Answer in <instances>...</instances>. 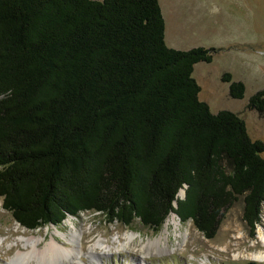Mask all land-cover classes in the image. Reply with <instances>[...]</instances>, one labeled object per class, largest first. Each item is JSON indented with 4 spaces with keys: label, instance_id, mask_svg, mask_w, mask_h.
I'll list each match as a JSON object with an SVG mask.
<instances>
[{
    "label": "trees",
    "instance_id": "1",
    "mask_svg": "<svg viewBox=\"0 0 264 264\" xmlns=\"http://www.w3.org/2000/svg\"><path fill=\"white\" fill-rule=\"evenodd\" d=\"M165 31L160 0H0V200L21 227L92 212L157 230L175 214L211 240L242 199L255 236L264 142L199 99L195 64L217 49ZM248 108L264 112V89Z\"/></svg>",
    "mask_w": 264,
    "mask_h": 264
},
{
    "label": "rangeland",
    "instance_id": "2",
    "mask_svg": "<svg viewBox=\"0 0 264 264\" xmlns=\"http://www.w3.org/2000/svg\"><path fill=\"white\" fill-rule=\"evenodd\" d=\"M160 4L166 22L165 39L168 46L182 50L198 46L217 49L211 62L195 64L193 76L201 86L199 99L206 101L214 113L220 110L237 113L245 120L251 139L264 142V112L248 108L251 96L264 89V0H160ZM226 72H230L234 80L245 83L243 98L230 96L229 83L222 80ZM182 195L179 198L184 197V192ZM243 206L241 199L224 214L218 233L211 240L200 233L192 221L183 223L175 214L180 222L179 230L170 224L168 233L166 222L157 230L145 226L139 219L127 227L117 222L111 223L104 216L92 212L81 213L78 217L69 216L59 226L27 230L1 206L0 264L8 263L19 251L26 252L27 248L22 242L25 237L35 236L40 239L39 247L44 248L52 241V236L55 237L56 230L76 236V247L79 249L82 244L85 249L83 264L94 263L88 253L92 251L91 246L97 243L111 249L94 251V264L256 262L251 256L264 252L258 240L259 230L264 231V206L255 236H252L251 229L243 220ZM68 220L71 223H67ZM132 233L139 236L129 242L127 239ZM161 237V248L152 247L150 251L148 247L143 248L148 240L156 241ZM55 238L67 246L61 237ZM9 249H12L10 253ZM257 262L264 264V261ZM18 264L25 263L21 260Z\"/></svg>",
    "mask_w": 264,
    "mask_h": 264
},
{
    "label": "bare ground",
    "instance_id": "3",
    "mask_svg": "<svg viewBox=\"0 0 264 264\" xmlns=\"http://www.w3.org/2000/svg\"><path fill=\"white\" fill-rule=\"evenodd\" d=\"M182 193L183 192L181 191L180 195H182ZM1 206L2 204L0 203V207ZM70 221L68 220L67 223H71ZM170 224H174L176 226V230H179L180 222L176 219L174 214H171L165 223L167 233H168V228ZM138 236H139L138 234L132 233L130 234V236H128V239L127 238L126 239L129 242H132ZM55 237H61V239L66 242L67 246L60 244V242ZM55 237L52 236V241L48 243L44 248L39 247L40 239L36 238L35 236H31L28 238L25 237L24 239H22V242L25 243L24 246L27 248L26 252L19 251L18 254L15 257H11L9 259V262L6 264H18V261H21V260L24 261L25 264H58V263L59 264H79V263L83 264L85 263L82 260V257L86 255L84 253L85 249L82 246V244L79 249L76 247L77 242H76V236L74 234L67 235L61 231L59 232L56 230ZM162 240H163V237H161L160 239L156 241L148 240L147 244L143 248L148 247L149 251L152 249V247L158 246L159 248H161V245L163 243ZM258 240L264 247V231L259 230ZM1 242L2 240L0 239V244ZM12 249H9V253L12 251ZM110 249L111 248L109 246L105 247L102 244L97 243L91 246L90 251L91 250L92 251L88 253V256L89 258H91V260L93 259L95 263L96 261L94 257L92 256L96 254L94 251H97V250L107 251ZM235 257L239 258V256H235ZM251 257L255 259L256 261L263 262L264 252L259 253V254L255 253V255H252ZM93 260H92V263H93Z\"/></svg>",
    "mask_w": 264,
    "mask_h": 264
},
{
    "label": "water",
    "instance_id": "4",
    "mask_svg": "<svg viewBox=\"0 0 264 264\" xmlns=\"http://www.w3.org/2000/svg\"><path fill=\"white\" fill-rule=\"evenodd\" d=\"M181 191H182V190H181ZM183 192H184V197H181V198H180L181 200L185 198V191L183 190ZM179 193H180V192H179ZM177 197L179 198V194H178ZM174 206L177 207V202H175ZM256 262H257V261H256ZM257 263H258V262H257Z\"/></svg>",
    "mask_w": 264,
    "mask_h": 264
}]
</instances>
